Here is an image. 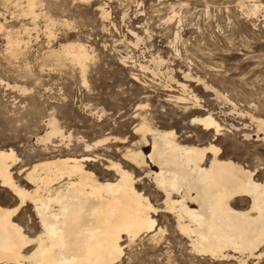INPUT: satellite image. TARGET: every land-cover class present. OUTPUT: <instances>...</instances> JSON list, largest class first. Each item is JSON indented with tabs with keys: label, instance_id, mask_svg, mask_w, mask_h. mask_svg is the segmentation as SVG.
<instances>
[{
	"label": "rangeland",
	"instance_id": "rangeland-1",
	"mask_svg": "<svg viewBox=\"0 0 264 264\" xmlns=\"http://www.w3.org/2000/svg\"><path fill=\"white\" fill-rule=\"evenodd\" d=\"M17 1L0 0V147H13L22 160L16 176L25 164L67 151V141L61 143L56 138L53 141L59 146L49 143V149L38 142L53 116L65 134L73 135L72 154L83 153L75 143L77 137L89 143L110 137L97 152L123 162V150L136 147L140 137L134 134L139 121L133 118L135 113L147 114L161 129L175 130L182 140L193 134L194 142L207 144L212 134L204 136L190 120L210 112L225 127L217 145L251 167L263 163L264 141L257 140L251 115L264 119V9L256 16L247 15L252 4L249 0H96L83 6L80 0H36L39 16L33 19L24 13L26 0ZM171 3L181 19L177 41V21L167 20L172 15ZM99 4L109 11V19L103 20ZM124 12L129 15L125 20ZM129 28L143 39L138 48L131 46L136 39ZM10 39L20 42L16 53ZM67 43L84 44L91 54L85 73L87 84L77 65L50 53ZM127 55L145 64L152 56L164 61L156 66L150 63L156 68V74H151L139 71L130 59L127 67L120 59ZM167 68L173 69L178 82H185L184 72L192 75L185 83L199 97L202 110H193L188 104L185 111L183 104L174 101L179 87L168 80ZM131 71L138 74L141 83L130 78ZM165 85L177 91H166ZM145 94L150 96L144 98ZM146 102L149 109H137ZM242 132L250 133V138L245 139ZM114 137L126 140L113 143ZM143 149L150 154L151 147ZM130 168L140 179L138 189L162 207V195L151 178L145 177L146 169ZM94 169L101 178H109L99 163ZM0 190H6L4 199L11 203L7 195L11 192ZM20 213L25 233L37 236L40 224L33 206L28 204ZM156 219L165 232L156 240L150 239L153 233L143 234L125 248V255L116 264H205L213 260L196 258L190 243L176 230L172 216L160 213Z\"/></svg>",
	"mask_w": 264,
	"mask_h": 264
},
{
	"label": "bare ground",
	"instance_id": "bare-ground-1",
	"mask_svg": "<svg viewBox=\"0 0 264 264\" xmlns=\"http://www.w3.org/2000/svg\"><path fill=\"white\" fill-rule=\"evenodd\" d=\"M95 1L89 0V3ZM249 1L252 4L247 15L256 16L262 1ZM26 2L24 13L36 19L39 16L35 12L37 1ZM104 5H97V9L103 20H107L110 13ZM174 7L173 3L169 5L172 15L167 20L177 21L174 32L177 41L181 38V19ZM127 16L124 12L122 18ZM49 21L53 24L54 19ZM128 32L136 39L130 42L131 46L138 48L143 42L141 35L130 28ZM9 43L15 47L11 51L16 53L20 42L10 39ZM59 48L50 53L59 60L68 59L77 65L83 82L87 84L85 73L91 54L85 45L67 43ZM133 58L127 55L120 59L127 67L130 59L129 62L139 71L151 74H156V68L152 69L151 64L156 66L164 61L160 56H152L145 64ZM172 72L173 69L167 68L168 80L174 81L180 92L173 96L174 101L183 104L185 111L188 104L193 105V110H202L199 97L185 83L193 79L192 75L184 72L185 82H178ZM130 78L141 83L134 72ZM164 90L177 91L171 85H165ZM144 104L150 108L148 102ZM137 109L145 108L140 103ZM104 112L102 110L101 117ZM133 118L139 119L134 134L140 137L133 144L136 147L123 150V162L97 152L110 142V137L91 143L82 136L77 137L75 143L80 145L83 153L73 155L70 148L73 135L65 134L54 116L48 119V131L38 137V142L49 149V143L53 147L59 146L53 141L56 138L61 143L67 141L62 144L67 149L65 154L25 164L18 168L16 176L15 169L22 160L13 147H0V187L9 190L19 200L15 208L0 205V264H116L125 255V248L143 234L153 233L150 239L156 240L165 232L156 219L160 213L172 216L176 230L190 243L196 258L208 256L218 264H260L264 260V251H261L264 249V176H261L264 161L251 167L235 160L233 154L217 145L225 127L210 112L190 120L204 136L212 134L207 144L198 140L194 142L193 134L182 140L175 130L154 125L147 114L137 112ZM251 119L257 127V140L264 141V119L252 115ZM52 120L55 121L54 128L50 127ZM242 128L246 129V125ZM250 136L248 132L243 133L245 139ZM125 140L114 137L112 142L124 143ZM143 147H151L149 155ZM98 163L109 178L97 174L94 166ZM129 167L146 169L145 177L151 178L155 189L162 195V207L155 206L138 189L140 179ZM28 204L33 206L40 224V231L33 238L14 218ZM124 240L127 245L123 244ZM32 245L34 247L29 250Z\"/></svg>",
	"mask_w": 264,
	"mask_h": 264
},
{
	"label": "snow or ice",
	"instance_id": "snow-or-ice-1",
	"mask_svg": "<svg viewBox=\"0 0 264 264\" xmlns=\"http://www.w3.org/2000/svg\"><path fill=\"white\" fill-rule=\"evenodd\" d=\"M89 3V0H82V6L83 5H87ZM259 7L261 9H264V3H261L259 5ZM143 107L145 109H147V105L146 104H143ZM201 123H204L205 127H207V123L206 122H201ZM50 127H55V121L52 120L51 121V124H50ZM49 135H51V133H49ZM261 176H264V171L261 172ZM6 190H0V205H3L4 207H7V208H15L18 206L19 204V200L16 199V197L12 194V193H8V197L9 199L11 200V203H8L5 199H4V193H5ZM21 216H22V213L20 214H17L14 218L15 220L18 222V223H21L23 224V221L21 220ZM261 251H264V249H262ZM205 264H216V261L215 260H208L205 262ZM260 264H264V260H262L260 262Z\"/></svg>",
	"mask_w": 264,
	"mask_h": 264
}]
</instances>
